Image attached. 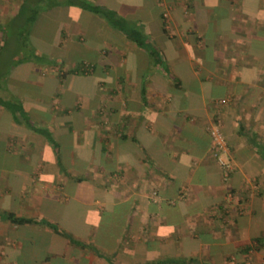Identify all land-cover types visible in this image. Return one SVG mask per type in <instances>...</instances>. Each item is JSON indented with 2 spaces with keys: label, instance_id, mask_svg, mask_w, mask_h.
<instances>
[{
  "label": "crops",
  "instance_id": "crops-1",
  "mask_svg": "<svg viewBox=\"0 0 264 264\" xmlns=\"http://www.w3.org/2000/svg\"><path fill=\"white\" fill-rule=\"evenodd\" d=\"M24 2L40 55L0 72L21 107L0 104V264H264V0H0V50Z\"/></svg>",
  "mask_w": 264,
  "mask_h": 264
},
{
  "label": "trees",
  "instance_id": "trees-1",
  "mask_svg": "<svg viewBox=\"0 0 264 264\" xmlns=\"http://www.w3.org/2000/svg\"><path fill=\"white\" fill-rule=\"evenodd\" d=\"M82 6L84 8L89 9L90 11H92L94 13H98V14L102 15L105 18L112 19L113 23L115 25H118L121 27V25L118 23L119 17L114 16L115 14L111 10H108V9L101 7V6L88 4L87 2L83 3ZM26 9H27V6L24 2V4L22 3L20 5L19 12H18V15L22 14V15H20V17H23L24 20H18V23H16L17 22L16 18H18V17H14L15 20L13 23H14V26L16 27V29L14 32L15 35H13V37H12L13 38L12 42L14 43L15 51H12L11 53L13 54V53L17 52V49L22 45L25 46L26 49L24 50V52L22 51V53L19 52V53L14 54V55H16V58L14 59V61L11 62L12 64H14L17 61V59L26 60V59H30L31 56L32 57L33 56L38 57V55H40L39 53L35 54L33 52V46L30 43H27L28 37L26 36L27 24L32 19V17L35 15L36 12L34 9H36V8L29 7L28 8L29 12H27V13H26ZM5 28L6 27H3V32H4V35L2 37L3 40H4V36H5V31H4ZM125 32L128 36L131 37V34L127 30ZM133 39L137 42L139 41V39H137V38H133ZM2 43H3V41H2ZM6 43H8V40L6 41V38H5L3 45H5ZM17 54H18V56H17ZM14 55H13V57H14ZM0 104L5 105L6 107H9L11 111H15V110H18V108L19 109L21 108L18 103L11 102V101L4 99V98H1V97H0ZM40 131L42 134L44 133V134L48 135V133L45 130H43L42 128H40ZM6 216L10 222H14V223H24V222H30V221L34 220L32 218L17 216V215H13V214H9V213H6ZM49 226L55 231H59V232L61 231L56 226H53L51 224H49ZM162 261L163 260L159 259V260H156V263H161Z\"/></svg>",
  "mask_w": 264,
  "mask_h": 264
},
{
  "label": "built area",
  "instance_id": "built-area-1",
  "mask_svg": "<svg viewBox=\"0 0 264 264\" xmlns=\"http://www.w3.org/2000/svg\"><path fill=\"white\" fill-rule=\"evenodd\" d=\"M161 17L165 24H167L168 16L165 10L162 11ZM222 101V100H221ZM207 132L210 137V152L220 166L222 178H226L228 172L231 170V160L227 155L226 145L224 137L216 124L212 119L207 125Z\"/></svg>",
  "mask_w": 264,
  "mask_h": 264
},
{
  "label": "rangeland",
  "instance_id": "rangeland-1",
  "mask_svg": "<svg viewBox=\"0 0 264 264\" xmlns=\"http://www.w3.org/2000/svg\"><path fill=\"white\" fill-rule=\"evenodd\" d=\"M11 20V21H10ZM7 23H6V25L4 26V27H6L5 29H4V31H5V36H4V40H5V38H6V41L8 40V43H6L2 48H1V50H0V65H2V62H3V64L5 63V71H0V72H2V73H5V72H8V71H12V66H13V64L11 63L12 61H14V59L16 58V55H14V54H16V53H18V51L17 52H15V53H11L12 51H15V48H14V43L12 42V37H13V35H15V29H16V27L15 26H13V21H14V19H10ZM17 20V19H16ZM21 22V21H20ZM19 22V23H20ZM16 23H18V20H17V22ZM11 24V25H10ZM2 40H3V38H2ZM3 40V41H4ZM19 50H20V47H19ZM13 55H14V57H13ZM17 56H18V54H17ZM9 65V66H8ZM9 67V68H8ZM8 68V69H7ZM68 208H70L71 207V204L69 203L68 204V206H67ZM192 259H194V258H192ZM170 261H171V259H170ZM189 261L186 259L185 260V262L183 263V262H181V259L180 258H174V261L173 262H168L169 264H189L188 263ZM193 263V262H192Z\"/></svg>",
  "mask_w": 264,
  "mask_h": 264
}]
</instances>
